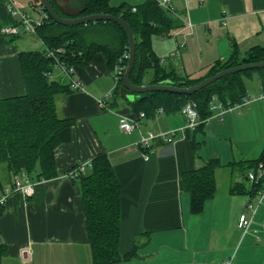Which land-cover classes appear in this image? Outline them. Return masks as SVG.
I'll list each match as a JSON object with an SVG mask.
<instances>
[{"label": "crops", "instance_id": "0c3cea01", "mask_svg": "<svg viewBox=\"0 0 264 264\" xmlns=\"http://www.w3.org/2000/svg\"><path fill=\"white\" fill-rule=\"evenodd\" d=\"M5 1L0 0V98L25 92L17 53L27 46L43 47L35 35L30 36L38 42L28 38L15 43L17 36L3 34V29L14 23ZM51 1L64 15L75 14L80 5L79 0ZM146 1L108 0V4L137 7ZM20 5L26 12L38 13V19L44 18L31 1ZM170 5L175 28L166 37L153 36L151 50L157 59H163L162 67L180 76H204L214 62L229 57L232 40L239 57L254 46L264 45V0H170ZM186 12L191 27L184 24ZM71 75L80 89L56 99L57 116L74 122L70 140L54 150L57 176L35 181L29 197L11 192L0 206V244L7 252L0 264H91L78 184L66 175L99 153L107 155L120 184L118 252L124 255L135 247L132 258L114 264H221L226 256L231 264H252L253 258L244 257V252L264 249V242L251 243L252 239L257 242L253 229H257L259 240L264 238L259 228L264 215L257 219L258 225L252 224L251 241L242 242L234 252L239 242L238 216L245 212V202L229 193L232 184L244 183L232 181L235 163H224L219 153L194 152L192 139L198 142L204 136L198 139L186 128L181 113L139 119L141 132L180 128L171 144L156 140L143 149L138 145V131L122 133L117 126L118 113L134 118L129 102L136 97L119 90L114 94L116 80L102 54L94 55L85 66L72 67ZM49 77L67 82L58 68ZM209 128L208 122L203 133ZM211 158L221 164L214 175L215 195L204 203L201 213L193 215L181 175ZM224 175L226 187L221 189ZM242 177L246 181L244 173ZM7 183L0 186V199L4 188L10 187Z\"/></svg>", "mask_w": 264, "mask_h": 264}, {"label": "trees", "instance_id": "16d2710c", "mask_svg": "<svg viewBox=\"0 0 264 264\" xmlns=\"http://www.w3.org/2000/svg\"><path fill=\"white\" fill-rule=\"evenodd\" d=\"M25 1H31L33 6H37L44 13L42 23L36 28L35 33L43 48L17 53L25 92L19 96L0 98V164L5 165L9 186H12L13 177L21 172L34 182L57 176L54 150L70 140L74 122L72 119L59 118L56 114L57 97L72 91L68 82L50 79L48 76L56 64L62 65L66 70L74 66L82 67L89 64L94 55L102 54L108 70L113 72L119 64V59L127 54V37L119 25L109 21H98L86 25L62 26L47 16L38 0ZM79 2L77 12L68 15L69 17L110 14L121 18L129 25L135 39L134 64L129 75V80L134 85L168 83L188 87L223 69L258 62L264 58V45L254 46L243 57H239L236 44L232 41L229 57L222 62H214L204 76L196 79L180 76L158 64V59L151 50L153 36L166 37L175 28L169 14L162 10L155 0H147L137 6L134 12L131 11V7L125 5L110 7L108 0ZM50 3L55 12L62 17L64 14L51 0ZM49 52L51 55H48ZM126 61L122 60V64L126 65ZM253 70L261 72L263 87L264 68L251 69L227 75L190 95L168 92L135 95V100L129 102L130 109L136 119L140 113H143L146 119H152L158 109L169 115L181 113L186 104H193L200 121L193 129V134L197 135V132L203 133L204 120L211 115L209 109L211 99L215 97L223 105L239 102L247 96L243 77L248 76ZM147 75V81L143 82ZM114 78L116 80L114 94H117L118 90L130 94L123 88L122 75ZM191 144L195 152L199 143L192 139ZM260 162L264 163V151L255 159L237 164L246 171L255 168ZM220 166L217 158H211L181 175L182 190L189 196L191 214L201 213L204 203L214 197L216 189L214 175ZM4 181L0 179V186ZM73 181L78 184L91 264H114L132 258L135 255V247L124 255L118 252L120 184L107 155L105 153L95 155L85 173L78 175ZM258 187V184L252 186L234 183L229 193L253 196ZM6 253V247L0 244V262Z\"/></svg>", "mask_w": 264, "mask_h": 264}, {"label": "built area", "instance_id": "2783aa9c", "mask_svg": "<svg viewBox=\"0 0 264 264\" xmlns=\"http://www.w3.org/2000/svg\"><path fill=\"white\" fill-rule=\"evenodd\" d=\"M155 1L162 10H164L168 14L171 13L170 0H155ZM5 6L10 17L14 19V23L9 27L4 28L3 34L10 36H19L21 34L35 35L36 28L42 23L43 18L41 19L32 18V16H30L24 10V8L20 6L15 0H6ZM135 10L136 7H131L132 12H134ZM184 24L187 25V27H191V23L187 12L184 17ZM48 55H51V52H49ZM124 59L127 60V54H125L123 58L119 59V64L114 68L113 71L114 77L115 76L118 77L123 74L125 65L122 64V60ZM162 62L163 59H158V64H161ZM55 68H58L60 71H62V73L66 77L67 82L69 83L72 89L74 90L80 89V84L72 79V75H71L72 68L66 70V68L60 64H56ZM50 73L48 74V76H50ZM255 100L264 101V86L262 87L257 97L245 96L239 102L231 105H223L215 97H213L211 99L210 108H209L211 111V115L208 118H206L204 122L205 123L208 122L211 118H219V117L221 118V116L226 111L236 110L238 112H241V110L244 107H246ZM160 113H162L161 109H158L156 111V115ZM181 114L185 118V127L188 129L193 130L200 123V121L198 120L197 112L193 104L190 103L186 104L181 109ZM142 118H144L143 113L139 114L138 119L130 118L123 114L118 113L117 126L118 129L125 134H130L133 131H138L139 132L138 145L143 149H149L151 147L152 142L156 140L165 142L167 144H171L173 143L174 137L176 136L177 132L181 130L180 128L179 129L177 128L166 132H158V133H154L151 131L141 132L139 129V125H140L139 119ZM90 161L84 162L82 164H78L77 166L69 170L66 176L70 179H74L78 175L84 174L85 171L90 167ZM244 176L249 185L253 186L258 184L259 187L253 196L246 195L247 198L245 201V207L248 210V213L243 212L240 213L238 216L237 228L242 231V235H244L251 229L256 210L264 200V163L260 162L256 165L255 168L247 169L244 173ZM34 185L35 183L30 182L25 173L21 172L16 174L13 177L12 186L4 188L3 195L0 199V206L3 204L6 197L11 192L19 191L25 197L31 196L33 194ZM253 198L257 199L255 206L251 203V200ZM259 228L264 232V223L260 224ZM252 233L256 236V240L259 241V236H257V229H253ZM221 264H231V258L224 260Z\"/></svg>", "mask_w": 264, "mask_h": 264}, {"label": "rangeland", "instance_id": "374dc122", "mask_svg": "<svg viewBox=\"0 0 264 264\" xmlns=\"http://www.w3.org/2000/svg\"><path fill=\"white\" fill-rule=\"evenodd\" d=\"M17 3H22L25 0H15ZM27 13L38 19L36 12H31L30 10ZM43 13V12H42ZM44 14V13H43ZM62 15V14H61ZM62 17L69 18L68 15H63ZM219 28V26H218ZM221 28V27H220ZM258 29V28H257ZM261 33V32H260ZM31 38L33 42H38V39L30 35L21 34L13 38L14 42H20ZM234 41V40H232ZM19 44V43H18ZM43 47L38 45L36 47L27 46L24 48V51L30 50H41ZM261 72L253 70L248 76L243 77L244 86L247 92L248 97H257L261 91ZM148 75L144 78L143 82L147 81ZM215 113V111H214ZM210 128L205 130V133L197 132L198 139L200 136H204L203 140H198L199 145L197 146V151L211 154L212 152L219 153L221 161L225 162H234L232 170L234 171V177L232 181L237 180V182H244L245 185L248 184L247 181L243 180V173L245 170L237 163L242 160H251L258 157L261 151H264V101L255 100L249 105L244 107L241 112L236 110L226 111L221 118H211L209 121ZM207 122V123H208ZM205 123V124H207ZM217 131H213L214 129ZM213 129V130H212ZM229 171V167L225 168ZM225 174V173H224ZM223 175H220L222 177ZM0 179L7 183V177L5 173V165L0 164ZM236 182V181H234ZM35 183V182H34ZM9 185V183H7ZM220 188L224 189L226 187V177L222 178L220 181ZM237 198L241 199V202L244 203L246 198L244 195H236ZM256 198L251 200V203L256 205ZM245 206V204H244ZM245 213H248L246 207H244ZM264 215V200L259 205L256 210V213L253 218V225H258L257 219L259 216ZM260 225V224H259ZM238 233V245L233 248L234 252L237 251L238 247L242 242L247 240L251 241V230H249L242 238V231L237 228ZM254 237V236H253ZM264 242V238L254 242L253 239L251 243L254 245H260ZM255 248V247H254ZM235 254V253H234ZM244 257L250 256L253 258L252 264H261L264 260V249L260 252L259 249L248 248L244 252ZM227 256L224 258L226 260ZM223 260V261H224ZM233 260V258H232Z\"/></svg>", "mask_w": 264, "mask_h": 264}, {"label": "water", "instance_id": "95a60500", "mask_svg": "<svg viewBox=\"0 0 264 264\" xmlns=\"http://www.w3.org/2000/svg\"><path fill=\"white\" fill-rule=\"evenodd\" d=\"M44 12L47 16L56 24L62 26H76V25H86L88 23H94L98 21H109L119 25L127 37V61L125 65L124 72L122 74V85L125 90H127L130 95L135 96L139 94H144L148 92H168L173 94L190 95L192 93L198 92L199 90L209 86L213 82L223 78L227 75L243 72L251 69L264 68V58L258 62L254 63H243L234 67L223 69L210 77H207L197 84L188 87H178L173 86L168 83L162 84H145V85H134L129 80V75L134 64L135 57V39L129 25L116 16L110 14H89L85 16H75V17H61L59 16L50 0H38Z\"/></svg>", "mask_w": 264, "mask_h": 264}]
</instances>
